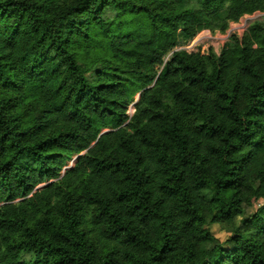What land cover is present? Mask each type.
I'll list each match as a JSON object with an SVG mask.
<instances>
[{"label":"trees","instance_id":"obj_1","mask_svg":"<svg viewBox=\"0 0 264 264\" xmlns=\"http://www.w3.org/2000/svg\"><path fill=\"white\" fill-rule=\"evenodd\" d=\"M256 13L0 0V264H264V19L179 49Z\"/></svg>","mask_w":264,"mask_h":264},{"label":"rangeland","instance_id":"obj_2","mask_svg":"<svg viewBox=\"0 0 264 264\" xmlns=\"http://www.w3.org/2000/svg\"><path fill=\"white\" fill-rule=\"evenodd\" d=\"M262 19H264V14L261 13H256L251 16H245L241 18L239 22L232 23L228 31H226L225 33H211L209 31L201 32L192 42L179 49L185 50L189 53H201L203 55L214 53L219 56L226 43L231 41V39L234 37L241 40L248 28L256 21ZM136 101L133 104H136ZM132 106L130 107L131 110L133 109ZM133 111L134 110H132V112L130 113L132 114ZM72 165L73 163H70L69 167ZM262 205L263 204L260 203L259 205H256L253 208L249 209L247 216L253 215L256 209H258ZM209 229L222 245L228 244V240L231 237V233L229 230L219 225H211L209 226Z\"/></svg>","mask_w":264,"mask_h":264}]
</instances>
